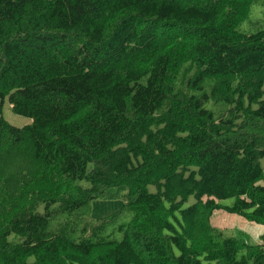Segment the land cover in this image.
Segmentation results:
<instances>
[{"label": "trees", "instance_id": "trees-1", "mask_svg": "<svg viewBox=\"0 0 264 264\" xmlns=\"http://www.w3.org/2000/svg\"><path fill=\"white\" fill-rule=\"evenodd\" d=\"M258 1L0 0V264H264Z\"/></svg>", "mask_w": 264, "mask_h": 264}, {"label": "rangeland", "instance_id": "rangeland-1", "mask_svg": "<svg viewBox=\"0 0 264 264\" xmlns=\"http://www.w3.org/2000/svg\"><path fill=\"white\" fill-rule=\"evenodd\" d=\"M240 29L246 33H255L259 30H264V3L263 0L256 2L252 6L250 17L240 26ZM2 103V116L11 124L17 127H23L32 123V119L26 116L19 115L12 110V107L6 98ZM209 109H211L216 116H220L224 112L230 109L229 105L216 104L209 102ZM151 191H155L154 186H150ZM195 202V197L191 196L189 200L184 204V207ZM222 204L231 205L233 199L222 200ZM128 221L130 218L124 216L120 220ZM212 223L218 228L225 231L228 236H244L245 239L251 244L259 243L260 235L263 231V225L246 220L244 217L237 214L228 213L225 210H216L212 216ZM120 233H117V237L120 238Z\"/></svg>", "mask_w": 264, "mask_h": 264}, {"label": "crops", "instance_id": "crops-1", "mask_svg": "<svg viewBox=\"0 0 264 264\" xmlns=\"http://www.w3.org/2000/svg\"><path fill=\"white\" fill-rule=\"evenodd\" d=\"M263 232V231H262ZM262 234V233H261Z\"/></svg>", "mask_w": 264, "mask_h": 264}]
</instances>
